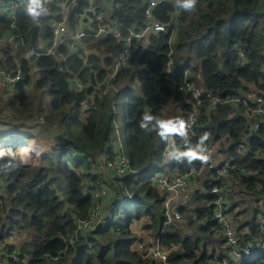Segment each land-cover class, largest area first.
Wrapping results in <instances>:
<instances>
[{
  "label": "trees",
  "instance_id": "1",
  "mask_svg": "<svg viewBox=\"0 0 264 264\" xmlns=\"http://www.w3.org/2000/svg\"><path fill=\"white\" fill-rule=\"evenodd\" d=\"M8 1L0 0V6ZM149 1L117 0L118 6L109 12V22L126 27L124 34L129 29L146 28ZM184 3L185 0H166L154 8L159 20L177 28L172 52L175 73L168 71L167 64L171 34H152L148 44H135L129 68L120 72L121 81H115L119 92L115 96L112 93L97 94L91 102L90 114L84 120L80 116L82 104L90 97L93 88L74 91L70 88V77L79 74L85 82L103 80L112 61L111 53L117 38L111 35L98 39L86 36L83 39L85 46L92 50L88 55L91 66H86L84 57L78 53H69L68 48L63 50L68 54L66 60L60 62L45 55V48L39 43L40 39L51 40L47 19L58 7L49 9L46 0H37L36 4L32 0H21L16 26H12L14 19L0 14V67L14 71L18 67L16 60L21 58L26 76L14 86L12 101L20 109L30 105L26 88L31 84L36 68V89H50L52 112L47 121L54 123L53 118L60 116L67 131L63 135L70 139H58L41 164L26 167L14 160L3 163L7 194L0 196V241L12 233L27 237L20 252L22 256H28V261L21 264H163L151 261L132 249L137 236L131 228L135 220L146 218L148 221L144 227L157 234L164 222L163 198L151 181L157 172L164 169L160 151L169 131L166 130L161 137L163 110L168 105L181 108L180 114L168 113L169 129L178 126L175 117L181 116L186 120L194 99L181 89L185 78L222 97L242 94L251 87L264 91V0H196L192 8H186ZM88 5L89 0H77L70 14V23H76ZM29 8H35L39 15H31ZM8 34L14 35V39L5 40L4 36ZM17 46L24 55L30 48L37 53L30 57L29 62L17 52ZM238 46L242 47L244 57L239 55ZM183 69H188L187 77ZM132 82L137 83L140 94L134 92L130 86ZM117 98L127 100L122 102V106H127V155L134 171L123 178L116 177L110 183L116 190L115 198H118L115 208L122 217V220L118 217L119 229H98L92 235L86 233L81 236L76 250L71 249L62 259L49 263L44 255H55L62 250L64 238L76 228L72 215L85 218L90 212V193L100 176L91 171L88 159L102 153L113 154ZM207 106L208 101L204 100L197 131L221 154L228 151L237 169L256 171L251 177L234 171L230 177L240 195L242 210L235 216V221L241 243L245 244L255 237L256 230L245 233L244 229L258 226V215L264 214V129L250 137L243 152L239 153L238 145L248 133L242 112L225 105L208 111ZM148 114L152 115L150 118L154 117L152 122L147 120ZM73 126L78 129L73 130ZM176 136L178 140L188 137L184 124L177 127ZM38 143L41 148L46 147L45 138L40 137ZM190 143L198 144L196 139H190ZM18 144L22 146L19 152L25 155L41 149L36 144ZM55 155L57 160H54ZM80 168L86 171L81 172ZM179 169L184 171L187 166L182 164ZM85 179L91 184L89 187H86ZM62 184L66 186V201L59 196ZM207 186L210 190V184ZM247 194L251 195L248 202ZM127 196L131 198L122 203ZM211 200L208 192L197 193L190 203L191 208L183 209L187 222L185 227L169 226L162 234L164 245L175 243L179 246L178 251L171 253L169 264H215L217 261L208 240L224 243L225 238L213 215H206ZM67 204L72 208L66 210ZM234 208L235 205L231 211ZM189 214L192 215L188 222ZM244 264H264V251L249 257Z\"/></svg>",
  "mask_w": 264,
  "mask_h": 264
},
{
  "label": "built area",
  "instance_id": "2",
  "mask_svg": "<svg viewBox=\"0 0 264 264\" xmlns=\"http://www.w3.org/2000/svg\"><path fill=\"white\" fill-rule=\"evenodd\" d=\"M46 0L49 9L58 7L57 11H52L47 19L52 38L49 41L40 39L39 43L45 48V55L53 56L60 62L66 60L68 54L63 50L68 48L69 53H78L84 57V64H88L89 51L83 47V39L86 36L95 38H104L114 36L117 38V44L111 53L112 61L107 67V75L103 80L83 81L79 74H73L70 77V88L74 91L83 92L93 88V92L88 99L82 104L80 116L85 119L90 114L91 102L97 94L116 95V87L113 80L120 72L130 65V61L135 52V44H148L149 37L158 32H169L171 51L168 56V71L175 73L173 69V46L176 40L177 28L168 23L162 22L154 14V8L166 0H150L146 8L148 25L142 30L129 29L127 34L123 30L126 28L116 22H109V12L114 10L117 0H106L105 3H99L97 0H89V5L84 12L80 14L78 21L70 23V14L75 8L77 0ZM21 7V0H10L7 4L0 6V14L11 17L12 26H16V15ZM9 35V34H8ZM11 35V34H10ZM13 40L14 35L4 36V39ZM237 51L241 57H244L242 47L238 46ZM37 52L30 48L25 53L24 59L31 61L30 57ZM1 59V57H0ZM17 69H2L0 67V89L8 91L13 90L14 86L25 80L26 76L22 70V62L16 60ZM187 77L188 69H183ZM186 93L192 95L194 102L191 110L184 121V127L188 137L184 140H178L176 136L177 127H173L166 136V143L160 154L164 163V169L157 172L152 178V185L158 189L163 198L164 205V222L162 228L157 234H151L152 229H134L136 240L132 249L151 261L163 264H169V258L172 252L178 251L179 246L175 243L164 245L162 234L169 226L184 228L186 220L183 208L188 207L187 202L191 201L197 193H209L212 197L209 203V209L206 215L212 214L214 219L220 225V230L225 238L223 249H220L215 242L209 245L220 254L216 256L215 264H244L251 256L264 251V214H259V220L256 227H246L245 233H251L254 228L256 235L247 243H241V237L236 229L235 213L242 210L240 204V195L237 187L232 184L230 177L234 171H238L244 176H253L256 171L248 168L237 169L232 161H224L217 165L216 146L207 142L197 131V125L204 100L208 101L206 109L212 111L218 106L225 105L235 108L237 112H242L248 133L243 137L238 145V152L242 153L249 138L254 136L260 129H264V91L256 90L251 87L243 94L226 95L224 97L214 94L211 91L202 89L198 84L185 78L184 85L181 87ZM152 115H147L150 120ZM118 129V128H117ZM118 131V130H117ZM190 139H196L198 144L190 143ZM15 142L6 140L0 142V196H6L7 183H4L5 174L1 167L6 159L11 160V156L17 151ZM102 166L109 170L112 176L123 178L133 173L130 157L125 150L118 146L113 154L104 153L101 157ZM185 164L187 169L182 171L180 165ZM105 178L100 179L91 191L92 206L87 217L79 218L72 215L76 228L72 234L64 238V247L57 254L47 253L44 258L47 262L52 263L62 259L69 250H76L80 243L81 236L88 233L92 235L98 229L110 228L112 231L119 229V219L114 208L116 201V190L113 184H110ZM210 184V190H208ZM115 195V197H111ZM251 195L247 194L246 199L249 201ZM106 203V206H105ZM235 205L233 211L231 208ZM240 218L242 214L239 215ZM16 234H10L4 241H0V264H21L27 263L28 256H22L20 248L14 240ZM15 246V248H13ZM220 255L222 256L220 258Z\"/></svg>",
  "mask_w": 264,
  "mask_h": 264
},
{
  "label": "rangeland",
  "instance_id": "3",
  "mask_svg": "<svg viewBox=\"0 0 264 264\" xmlns=\"http://www.w3.org/2000/svg\"><path fill=\"white\" fill-rule=\"evenodd\" d=\"M100 2H102L103 0H99ZM105 3V1L103 2ZM176 41V40H175ZM176 44V42H175ZM83 47L86 48L89 53L92 52V50H90L88 47L85 46V44L83 43ZM17 52L21 53V55L24 54V52L21 51L20 47L17 46ZM19 60H21V58H18ZM133 67V65H132ZM36 70V71H35ZM34 75H33V79L30 85L27 86V92L28 95L30 97V105L26 108V109H20L19 105L17 103H14L13 100V90H2L0 89V142H5L6 140H10L13 142H18V143H25L26 139L28 140L23 146L25 145H29V144H36L35 146L37 148H41V145L38 143V139L40 137H47V135L50 136V133L48 132V130H50L51 134H53V140L55 141V144L57 143L58 139L56 138V136L54 135V133H67V131L65 130V125L62 123L61 124V120L62 118L60 116H57V119H54V123H50L47 121V118L51 117V95H50V89L47 88L46 90L42 89V90H37L36 89V81H37V77H38V71L36 68H34ZM129 83V82H128ZM131 87H133V90L136 94H140V90L137 85V83L132 82V84H130ZM135 88L136 91H135ZM246 92V91H245ZM244 92V93H245ZM243 94V93H242ZM122 102L126 103L127 100L126 99H116V111H117V128L119 131H115L114 134V144L119 146L120 144L123 145V147L125 148V150H128V138H129V134L127 132V122H126V105L122 106ZM180 107L176 108V106L174 105H168L165 107V109L163 110V122L167 124L168 128L171 125L170 121H168L169 118V114L168 113H178L180 114ZM82 110V109H81ZM166 114V115H165ZM89 116V115H88ZM82 118V117H81ZM86 119V118H85ZM154 119V117L151 118L150 122H152ZM51 120V118H50ZM82 120H84L82 118ZM174 121L176 122V125L178 126H182L184 124V120L183 117H175ZM57 126V127H56ZM73 130H77L78 128L76 126L72 127ZM163 133L162 135L166 132L165 129H162ZM8 134V135H6ZM23 135V136H21ZM26 139H25V137ZM55 136V137H54ZM48 138V137H47ZM121 141V142H120ZM45 142L47 143L46 139ZM222 142V141H220ZM17 143V145H15L14 147L16 148V152L14 153V156H11V160L16 161L18 164L22 165V164H29V166L31 165H36V164H41L42 163V159L44 158V156L47 153H51L52 152V148L51 146H46L43 147L41 149L38 150L37 153L31 152L29 153V155H25L24 152H19L20 154H18V151L20 148L19 144ZM219 144V143H217ZM44 146V145H43ZM220 146V144H219ZM48 147V148H47ZM51 147V148H50ZM47 148V149H46ZM225 148V147H224ZM45 150H47L45 152ZM228 150V148L226 149ZM39 154V156L37 155ZM43 154V155H42ZM75 155H79V154H75ZM216 163L217 165H220L221 163H223L224 161H230L231 157L228 153V151L224 152V153H220L219 150L216 148ZM58 156L55 155L54 156V160H57ZM92 158L88 159V163L90 166L91 171L100 176V179L105 178L107 181L112 182L116 177L112 176V174L110 173L109 170L105 169L102 167V161L101 158L99 157H95L91 160ZM8 160V159H6ZM24 166V165H22ZM27 167V166H26ZM81 172L86 171L85 169H79ZM6 182V181H5ZM85 185L86 187H89L91 184L88 182L87 179H85ZM61 189L63 190V194L66 196V186L64 184H62ZM64 195L59 194V196L61 197L62 200H66L63 199ZM111 197H115V195H111ZM127 201H123L122 203H126ZM247 204V203H244ZM106 205V203H105ZM132 208H134V205H131ZM66 210H68V206H66ZM114 213H116L118 215V217L122 220V217H120L119 212L116 210V208L113 209ZM238 213V212H237ZM237 213H235L233 216H238ZM192 214L187 215L188 217V222H189V217ZM242 217V216H241ZM120 220V221H121ZM148 220H146V218L141 219V221L139 222L138 220H135V223L133 225V229H137L140 230V223L143 222V228L147 229L144 227L145 223ZM191 228V226L189 227V229ZM151 234H156L153 231H150ZM27 239V237H21L19 235H15L14 240L16 241L17 245L19 248L22 247L23 242ZM210 243L215 242V240H208ZM221 242L218 241L216 243H214L213 245L217 244L218 247L220 249H223V245L220 244ZM212 250V249H211ZM75 258V257H73ZM72 260V259H71Z\"/></svg>",
  "mask_w": 264,
  "mask_h": 264
},
{
  "label": "crops",
  "instance_id": "4",
  "mask_svg": "<svg viewBox=\"0 0 264 264\" xmlns=\"http://www.w3.org/2000/svg\"><path fill=\"white\" fill-rule=\"evenodd\" d=\"M11 35H12V34H11ZM11 35L9 34V35H7V37H8V36H11ZM5 40H7V39L5 38ZM89 54H90V53H89ZM129 66H130V65H129ZM129 66H128V68H129ZM120 74H121V73H120ZM120 74H119V75L113 80V84H114L115 87H116V94L119 92V86H118V83H115V81H116V79H117V81H119V80L121 81ZM105 77H106V76H105ZM135 89H136V88H135ZM13 90H14V88H13ZM102 96H103V95H102ZM115 104H116V101H115ZM116 121H117V118H116ZM116 121H115V123H116V129H117V122H116ZM56 127H57V126H56ZM177 127H178V126H177ZM174 128H175V127H174ZM117 130H118V129H117ZM117 130H116V131H117ZM118 131H119V130H118ZM48 132L50 133V136L47 135L48 138H47V137H44V138L46 139V141H47V143H46L45 146H48V147L51 146V147H53V146L55 145V141L53 140V134H51L50 130H48ZM57 134H58L57 132L54 133L55 136H56ZM62 134H63V133H62ZM55 136H54V137H55ZM25 139H26V138H25ZM27 139H28V138H27ZM27 139H26L25 143L28 141ZM165 139H166V138H165ZM165 143H166V142H165ZM164 145H165V144H164ZM119 146L123 148V146H122L121 144H120ZM20 147H22V146H20ZM48 147H47V148H48ZM51 147H50V148H51ZM117 147H118V146L114 144V150H115ZM163 147H164V146H163ZM47 148H46V149H47ZM123 149H124V148H123ZM17 150H18V149H17ZM124 150H125V149H124ZM161 150H162V149H161ZM46 151H47V150H45V152H46ZM125 152L127 153L126 150H125ZM160 152H161V151H160ZM18 154H20L19 151H18ZM103 155H104V153L99 154V155H96V157L101 158ZM160 156H161V154H160ZM22 165H23V164H22ZM25 165H29V164H26V163H25ZM25 165H24V166H25ZM102 167H103V166H102ZM103 168H104V167H103ZM1 169L3 170V172H4V174H5V171H4V165L1 167ZM94 173H95V171H94ZM95 174H96V173H95ZM5 177H6V175H5ZM4 183L6 184L5 180H4ZM6 185H7V184H6ZM59 194L64 195V194H63V190H61V191L59 192ZM90 195H91V194H90ZM91 197H92V196H91ZM130 198H131L130 196H127V197L124 198V201H128ZM193 198H194V197H193ZM193 198H192V199H193ZM63 199H67V195H66V196L64 195V198H63ZM115 200H118V198H117V199L115 198ZM64 201H66V200H64ZM191 202H192V200L187 202L188 207L190 206L189 208H191V204H190ZM67 206H68L69 209L72 208L71 206H69V204H67ZM105 206H106V205H105ZM188 207L183 208V209H188ZM259 217H260V216L258 215V218H257V221H256V222H258ZM138 221L140 222L141 220H138ZM134 223H135V221L131 224V228H132V230H134V229H133V225H134ZM139 225H143V222L140 223ZM249 227H250V226H249ZM217 235H218V234H217ZM214 252H215V255H216V256L220 254V253H219L218 251H216V250H215Z\"/></svg>",
  "mask_w": 264,
  "mask_h": 264
},
{
  "label": "clouds",
  "instance_id": "5",
  "mask_svg": "<svg viewBox=\"0 0 264 264\" xmlns=\"http://www.w3.org/2000/svg\"><path fill=\"white\" fill-rule=\"evenodd\" d=\"M32 3L33 4H36L37 3V0H32ZM196 3V0H185V3H184V6L186 8H192ZM29 13L33 16H36V15H39L38 12H36V9L35 8H29ZM161 127L167 131H171L172 129H169L167 124L164 123V122H161Z\"/></svg>",
  "mask_w": 264,
  "mask_h": 264
},
{
  "label": "water",
  "instance_id": "6",
  "mask_svg": "<svg viewBox=\"0 0 264 264\" xmlns=\"http://www.w3.org/2000/svg\"><path fill=\"white\" fill-rule=\"evenodd\" d=\"M56 138H57V139H64V140H66V141H69V140H70V139L66 138L62 133H58V134L56 135ZM23 165H25V164H23ZM25 166H29V165H25Z\"/></svg>",
  "mask_w": 264,
  "mask_h": 264
},
{
  "label": "bare ground",
  "instance_id": "7",
  "mask_svg": "<svg viewBox=\"0 0 264 264\" xmlns=\"http://www.w3.org/2000/svg\"><path fill=\"white\" fill-rule=\"evenodd\" d=\"M3 153L1 150H0V154Z\"/></svg>",
  "mask_w": 264,
  "mask_h": 264
}]
</instances>
